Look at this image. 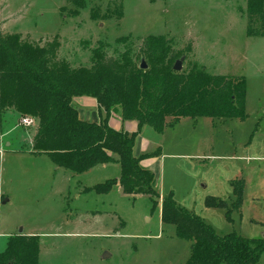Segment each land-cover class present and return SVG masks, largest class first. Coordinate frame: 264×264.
<instances>
[{
	"label": "rangeland",
	"instance_id": "374dc122",
	"mask_svg": "<svg viewBox=\"0 0 264 264\" xmlns=\"http://www.w3.org/2000/svg\"><path fill=\"white\" fill-rule=\"evenodd\" d=\"M248 25L247 0H0V36L19 35L53 48L55 64L90 69L98 51L140 68L144 40L157 36L165 38L173 65L184 57L183 71L197 64L212 74L247 80L244 119L185 117L163 133L146 129L141 146L152 141L149 154L158 156L151 172L161 192L159 206L154 209L146 195L111 193L117 221L106 234L94 220L104 216L94 215L108 212V203L60 201L46 175L52 172L49 156L21 152L31 149L38 120L26 126L22 120L33 116L0 112L2 129L10 131L0 153V233L5 234L0 252L10 235L33 231L39 264H185L193 241L177 237L176 226L161 221L160 208L170 193L221 235L264 237V37L249 36ZM80 182L94 186L101 180L77 177L72 199ZM234 185L243 186L239 206ZM210 197L228 203L231 219L226 208L206 205ZM106 252L110 257L103 258ZM258 264H264V253Z\"/></svg>",
	"mask_w": 264,
	"mask_h": 264
},
{
	"label": "trees",
	"instance_id": "16d2710c",
	"mask_svg": "<svg viewBox=\"0 0 264 264\" xmlns=\"http://www.w3.org/2000/svg\"><path fill=\"white\" fill-rule=\"evenodd\" d=\"M92 16L98 18L96 12ZM247 17L248 35L264 37V0H247ZM164 43L165 38L157 36L144 40L140 58L149 60L147 70L127 58L122 61L98 51L92 68L76 69L53 63V48L25 42L19 35L0 36V112L14 110L38 120L33 150L47 154L59 167L83 173L117 161L119 178L108 179L94 189L107 193L119 183L125 194L149 196L156 209L161 192L154 187L153 172L141 166L143 159L155 155H134L142 128L148 125L163 133L185 117L247 116L245 77L212 74L197 64L187 72H176ZM77 96L97 99L106 113L101 123L80 118L74 104ZM118 106L124 120L138 121L136 132L110 126V116ZM167 117L174 123L167 124ZM234 193L239 206L243 186L234 185ZM206 205L226 208L231 219L227 202L210 197ZM161 221L175 225L177 237L193 241L185 264H258L264 253V237L246 238L235 232L221 235L195 213L180 207L171 193L163 199ZM39 253L38 236H11L0 253V264H39Z\"/></svg>",
	"mask_w": 264,
	"mask_h": 264
},
{
	"label": "crops",
	"instance_id": "0c3cea01",
	"mask_svg": "<svg viewBox=\"0 0 264 264\" xmlns=\"http://www.w3.org/2000/svg\"><path fill=\"white\" fill-rule=\"evenodd\" d=\"M74 104L79 111L80 118L85 120V121L101 123L103 121V119L106 117V113H105L104 109L100 108L97 99L94 97L77 96L74 98ZM8 115H10V118H12V117L15 118L17 114L14 110H9ZM1 121H2V118H0V123H1ZM109 124L111 127H113L116 130H119V131L124 130V131H128L129 133H133V132H136L138 130V121H136V120H124L122 118V110L120 108H117L116 110L112 111V114H111L110 119H109ZM150 128H152V127H150L148 125H145L142 128V130H141V132H140V134L136 140V145L134 147V155L135 156H140L141 154L154 152L153 150L149 149V147L152 146V144L150 143L152 141H150L148 139H146L147 142L144 144V147L142 148V146H141L142 145V138L144 137L143 133H145L146 129L148 131H150ZM9 132L10 131L2 129V127L0 125V153L6 151V150H4V145L6 143L5 142L6 136L8 135ZM35 133H34V135H35ZM150 134H152V132H150ZM11 144L12 143H10V145ZM21 152H25V153L32 152V154L34 153V155H38L33 150V141H32L31 149L29 148V150H25V151H21ZM39 156L42 157L44 155H39ZM114 157L117 160L119 158L118 155H114ZM48 158H50V157H48ZM157 159H158V156L143 159L141 161V166L147 170H150V171L153 170L154 171L155 163L152 161H156ZM51 161H52V159H51ZM49 167L52 170V172L47 173L46 175L50 176V179H52L54 181L55 186L58 188L57 193L60 195V199H59L60 201H64V202L69 203V204L70 203L75 204L77 202L76 204L82 205L83 203L88 202L89 200L93 199V201L96 200L97 203H102V204L108 203L107 205H110V207L108 208V210H109L108 212L105 211L106 213H104L103 215H101V214L94 215V217L104 216V218H97L94 220L96 221V223H98L102 227V230H104V232H105L104 234H106L107 232H110V229L108 227L111 226V224H110L111 221L114 224L116 223V221H117L116 217L117 216H116V213L111 214L110 208L114 205V202L111 203L112 200L109 199V196L111 195V193H114L115 191L123 193V191L121 189V185L118 183L107 193H98L94 189V187L97 184L104 183L108 179L119 178L120 172H121L120 164L117 161L111 162V163H106V164H101V165H98V166L90 169L89 171H86L83 173H74L69 169L59 167L53 161H52V165L51 166L49 165ZM154 174H156V173L154 172ZM33 175H39V173H35ZM77 177H84L85 179H91L93 177V178H97V180H101V182L95 184L94 186L93 185H85L83 182H80L78 184L80 186V190H78V192H77L78 197L72 199V197H71V194H72L71 193V187H72L71 183ZM93 191L95 192L94 196L88 198L86 195H91L93 193ZM123 194H125V193H123ZM162 195L165 196L164 194H162ZM160 214H161V208H160ZM23 233H24V229H23ZM25 233H26V235H29V236L36 235V233H34L33 231H29V232L25 231ZM7 234H12V233H7ZM4 235H5L4 233H0V239L2 237H4ZM10 236H12V235H10ZM10 236H8V237H10ZM5 248H6V246H5ZM4 249L2 251H4ZM39 263H40V256H39Z\"/></svg>",
	"mask_w": 264,
	"mask_h": 264
},
{
	"label": "water",
	"instance_id": "95a60500",
	"mask_svg": "<svg viewBox=\"0 0 264 264\" xmlns=\"http://www.w3.org/2000/svg\"><path fill=\"white\" fill-rule=\"evenodd\" d=\"M183 61H184V57L182 56L179 60H177L174 64V71L176 72H182L183 71ZM140 68L143 70H147L148 69V64L146 63L145 59H142L141 61V65ZM19 234H23V229L21 228L19 231ZM110 257V254L108 252H106L103 255V258H108ZM8 264H13L12 262L8 263Z\"/></svg>",
	"mask_w": 264,
	"mask_h": 264
},
{
	"label": "built area",
	"instance_id": "2783aa9c",
	"mask_svg": "<svg viewBox=\"0 0 264 264\" xmlns=\"http://www.w3.org/2000/svg\"><path fill=\"white\" fill-rule=\"evenodd\" d=\"M34 122H36V120L33 117H26L22 120V124L26 126H31Z\"/></svg>",
	"mask_w": 264,
	"mask_h": 264
}]
</instances>
